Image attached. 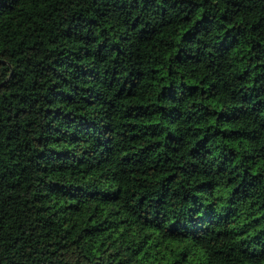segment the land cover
<instances>
[{"label": "trees", "instance_id": "trees-1", "mask_svg": "<svg viewBox=\"0 0 264 264\" xmlns=\"http://www.w3.org/2000/svg\"><path fill=\"white\" fill-rule=\"evenodd\" d=\"M0 264H264V0H0Z\"/></svg>", "mask_w": 264, "mask_h": 264}]
</instances>
